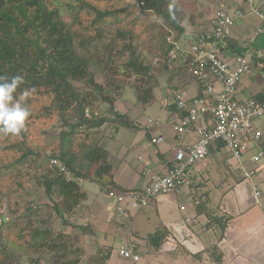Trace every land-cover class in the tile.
I'll use <instances>...</instances> for the list:
<instances>
[{"label":"trees","instance_id":"16d2710c","mask_svg":"<svg viewBox=\"0 0 264 264\" xmlns=\"http://www.w3.org/2000/svg\"><path fill=\"white\" fill-rule=\"evenodd\" d=\"M112 2H114V5H121L114 7L108 4L104 8L98 0L95 2L79 0L77 5L71 6L73 14L70 15L72 18V22H70L62 14L60 0H0V75L9 79L17 75L24 78V83L14 94L15 98H18L25 89H35L26 101L31 116L25 122V128L20 134L23 140L11 135H0L3 142L9 137H15V141L10 140L7 145L0 142V151L3 149L2 151L6 150L19 154L15 162H30L32 159L29 158L34 157L35 160H41V164L45 167V164L50 163V160L57 158L77 178L82 179L84 175L74 166L77 160L76 154L66 147L73 139L83 137L82 142L77 140V148H83L80 152L82 154L85 145H91L84 156L95 167L94 181L97 184L114 188L113 166L109 161L107 149L100 146L106 133H100L99 140H95L96 137L94 138L93 135L109 125H111L109 127H114L116 130L120 127L137 130L138 124L125 113L114 112V104H112L114 95L106 94V87L96 80L95 72L91 70V67L95 66L100 72L107 69L104 60L99 56L100 53L96 51L98 45L102 44L107 54L105 58L109 61L115 50L114 44L116 41L114 37H120L123 43L120 48L121 52H117V56L123 57L125 60L118 70L122 73L135 74L138 79H146L150 83L147 87H134L137 101L141 105L145 106L154 100V87H157L160 83L153 67L147 64L144 57L135 49V34L132 33V30H129V32L123 28L130 19L134 18V16L130 18L128 14L135 12L134 7L136 5L129 4L125 0H112ZM141 2L139 8L141 12L137 14L139 19L140 17L144 19L146 14L153 12L171 28L179 30L180 33L185 32L186 27L182 23L185 17H182L183 13L180 7L176 5L175 0H141ZM89 15L92 16L91 20L89 24H86L84 18ZM118 19H121L124 24H121L114 32L108 29L105 31L107 23H110V21L115 22ZM133 20L136 23V18ZM165 33L164 39L168 42L172 31H166ZM206 33V31H201V35ZM222 44L219 43V47L223 52ZM168 45L170 51L174 44L170 43ZM176 62L180 63L181 57L171 60L168 55L164 66L165 70L173 71L170 74L174 75V71L177 69L176 64L174 65ZM178 71L179 69L176 72ZM80 82H85L95 92H92L90 88L82 91L76 86V83ZM98 99L101 102H108L111 107L102 113L95 111L94 101ZM38 103H41L42 107L37 109L36 105ZM173 106L176 108L175 103ZM51 114L61 116L69 126L67 131L62 132L65 144L58 154L54 152L45 155L41 151L34 153L32 150L24 148L28 134L33 128L30 124L32 119L38 118V116L46 119ZM223 149H226V144L223 141L213 142L210 145L208 158L211 159L212 163L217 158L216 154L223 151ZM44 169L43 185L47 194L53 200L52 209L65 222L66 214L71 213L72 215L75 213L78 206H81V203L86 199L87 194L78 180L67 179L56 168L55 170H51L49 167ZM227 169L230 172L226 170V174L225 170L218 172L222 176L218 186L223 185L224 180H228L230 176L235 181L245 179L239 171L241 176L231 170L230 166ZM47 171L49 172L46 174ZM197 210L198 214L202 213L206 217L208 227H212L218 222L224 228L228 223V220L227 222L221 221L216 211L209 206L207 191L199 194ZM83 229L86 230L87 228L83 227ZM51 231L53 230L50 226L35 228L33 232L27 235H15L14 242L9 239V228H6L2 223L0 224V240H3L10 247L16 245L20 250H23L24 242H30L31 246L47 249L50 253L60 252L62 257L69 256L72 251L69 247L70 236L66 232L53 235ZM11 236H13V233ZM153 237H155V234L150 237V241L149 238L147 239L150 245H152L151 238ZM107 251L99 252L102 259L99 257L96 260L98 264H107L105 260L111 257L113 249L108 247ZM204 253L201 252L197 255L199 258L206 257L219 264L222 262L223 255L219 251L218 244H211ZM33 259L35 264H39L42 258ZM76 263V260L65 261V264Z\"/></svg>","mask_w":264,"mask_h":264},{"label":"crops","instance_id":"0c3cea01","mask_svg":"<svg viewBox=\"0 0 264 264\" xmlns=\"http://www.w3.org/2000/svg\"><path fill=\"white\" fill-rule=\"evenodd\" d=\"M221 3H225L230 6L231 9L242 8L243 10H248L249 7L248 0H222ZM255 3L258 7H264V0H256ZM212 16L208 19V24L210 23L208 30L199 28L197 30L198 33H201V31L208 32L213 30ZM258 23L259 18L256 15L247 14L243 18H238L232 34L221 42L223 43L221 46L225 54L231 56V54L242 53L253 64L262 65L261 68L257 66L253 75L242 79L238 98L255 97L264 100V33L257 37L255 43L247 46V41L254 35V28ZM195 28H197V26L191 23L190 29L186 27L185 32L180 34L190 36L194 34L192 31H196ZM196 36H198V34ZM191 39L193 40V38ZM182 40L183 39H180V45L183 47H188L192 42V40L189 42ZM182 70L185 72L182 73ZM174 79L175 77L169 73L168 76L165 77V84H161L160 81V85L157 87L158 89L161 88V105L166 108L167 111L168 119L166 122L162 123L159 120L160 124L158 126L146 130L144 128L145 119L138 115L141 109L135 112V114H131L130 109H126L122 103L119 104L121 100L119 99L116 101L117 110L122 113L127 112L131 119L138 121L137 124L139 127L137 130L125 127H120L116 130L114 127L109 126L102 128L103 133H106V135L102 138L101 145L108 151L109 161L113 166L114 188L117 190L126 191L144 186L147 183V178L143 174L145 164L152 167L157 172H165L168 168L166 159L173 156L171 148L176 144L182 147L186 146L181 145L180 141L176 140L175 137L173 123L178 121L183 112L180 111L182 113H179L173 106V96L177 91H181L184 96L190 100L200 95L202 89L199 81L189 72L187 60L181 59L180 62V76L176 78V80L180 82V86H171ZM218 87H220V85H218ZM156 89L154 91L155 97ZM262 118L264 117L254 119V124L262 131L261 139L264 137V119L260 121ZM208 119V116H202L199 121L189 127L188 130L197 131L199 128L205 127L208 124ZM159 135L163 136L165 140L161 144H155L152 138ZM261 139L258 143L252 142L251 145L253 144L256 149L261 148L264 150V141H261ZM221 152L216 154L217 158L223 156ZM228 153L229 156L226 162L229 163L230 168L232 167L231 169L239 173V169H237L238 163L232 158L229 151ZM139 156H143L146 160L144 165L140 163ZM262 161L263 158L261 163ZM226 166L227 165L223 163L216 168L215 162L212 163L211 159L207 157L206 160L198 163L191 169L190 175L194 182L188 189H185L180 194L181 211L185 208L184 210L187 211L186 215L184 211H182L180 216L174 217L171 214L169 215L170 206L168 203L170 200L164 202L167 197L166 195H162L156 201H152L150 206L152 208H157L158 217L162 226L160 227V225H157L155 221L153 224L151 223L140 227L144 232L149 227L155 226L156 229L160 227L159 230L148 232L147 236L142 240L134 236L133 227L135 220L138 218L143 208L139 211L132 212V215L123 222L122 217L118 214L117 202L104 193L100 189V184H97L94 179L83 178V189L87 194L81 206L86 217L83 223L84 225L91 224V227L94 228L87 227L84 231L93 233L95 238L102 244L112 246L113 253L107 260V264H134L130 260L123 259L118 253L121 237L128 229L132 231V239L137 242L142 249V262L144 264H219L206 257L199 258L197 255L201 252L204 253L211 244L219 245V251L223 255L220 264H264V206L261 208L262 212L256 211L251 215L252 207L255 204L254 202L252 203V201H254L252 195L253 189L251 185L243 184L246 181L245 179L242 181H235L234 184L230 182L233 180L231 176L229 177L230 180H224L230 186L228 190L224 191V198L226 199L229 197V199H232L235 203V207L232 208L226 203L223 205V212L227 217H232V219L235 218V220L245 217L244 221L247 223L244 228L239 227V225H234L231 218H228L229 223L220 230L221 232L215 231V228L220 225L218 222L214 227H208V222L201 224L200 227L202 226L205 229L202 228L203 231H197L194 227L190 226V223L193 221L194 213L195 217L197 215H203L202 213L198 214L197 205L195 207V202L197 204L199 197L198 191L201 193L207 191L209 196L210 188L208 186H210V184L208 183L214 172L212 168L216 169V173L225 170L226 174V170L230 172L229 169H226ZM258 167L259 166H257V171ZM259 171L264 178V162ZM239 176H241V174ZM209 178V181H205ZM219 183L213 182L212 187L214 189H221L223 185L218 186ZM248 186L251 188L248 189ZM220 189L216 192H222ZM150 213H154L153 209H151L149 214ZM144 215H147L149 218L148 214L145 213ZM153 215L155 216V213ZM203 218L206 219V217ZM206 232L211 235L202 239L203 234ZM154 234L155 237L151 238L152 245H150L147 239L149 238L150 241V237ZM204 254L207 255L206 253Z\"/></svg>","mask_w":264,"mask_h":264},{"label":"rangeland","instance_id":"374dc122","mask_svg":"<svg viewBox=\"0 0 264 264\" xmlns=\"http://www.w3.org/2000/svg\"><path fill=\"white\" fill-rule=\"evenodd\" d=\"M60 1L62 3L60 6L62 10V14H64V16L68 21L72 22V18L70 15L73 14V10L71 9V6L77 5L79 0H60ZM90 1L95 2L97 0H90ZM98 1H100V3L103 4L104 8L107 7L108 4H111L114 7H119L121 5V4L114 5V2H112V0H98ZM125 1L129 4L136 5V7H134L135 12L128 14L130 18L131 17L133 18V16L134 18H136V23L133 20L134 18L130 19L126 24V26L123 28L128 31L132 30V33L135 34L134 37L135 49L142 55V57H144L145 62L153 67L154 72L158 76L159 83L161 81V84H165V77L168 76L169 73L173 72L169 69L165 70L164 68L169 54L168 44H170L171 42H177L181 44L180 39H183L186 42L191 41L192 40L191 38H193L192 42L197 40L201 35V33L200 32L198 33L197 30L199 28L208 30L210 24V23L208 24V19L212 16L213 11L216 8L218 2L219 3L220 1L222 2V0H175L176 5L180 7V10L183 13L182 17L183 16L185 17L182 23L189 29L191 23L197 26V28H195L196 31L191 30L194 34H191L190 36H184L180 34L179 30L173 29L170 26H168V24L165 21L159 19L157 15L153 12H149L148 14H146L145 15L146 18L141 19L142 17H140L139 19L137 17V14L141 12V10L139 9L142 4L141 0H125ZM91 17H92L91 15L87 16L86 18L83 17L85 19L86 24L90 23ZM107 24L108 25H106L107 27H105L106 28L105 31H107L108 29L114 32V30L116 31L121 24H124V22H122L121 19H118L115 22L110 21V23ZM169 29L172 31L171 36L169 37L170 43L169 41L167 42L164 39V37L166 36L165 32L170 31ZM197 34L198 36H196ZM114 38L116 41V43L114 44L115 50L113 52L112 58L109 59L110 62L107 61L105 58V55L107 54L105 49L102 47V44L98 45V50H96L100 53L99 56L101 59L104 60V64L106 65L107 69H105V71L103 72H100V70H98V68H96L95 66L91 67V70L95 72L96 80L100 84H103L106 87L105 89L106 94L110 93L114 95L112 97L114 99L112 103L114 104V108H113L114 112L115 113L116 111L119 112L117 110L115 102L121 99L122 101L120 100L119 104L122 103V105H124L126 109H130L131 114H135V112H138L141 109L138 112V115L141 118L145 119L144 128L146 130L150 129L147 128L146 126L148 117L154 120L158 119L162 123L166 122L168 117H167L166 108H164L161 105V95H160L161 88L160 89L157 88L159 87L160 84L157 87L156 86L154 87V91L156 88L157 89H156V97L153 101H151L149 104H146L145 106L138 103L136 97V91L134 87L135 86L147 87L150 83L147 82L146 79H142V78L138 79V76H136L135 74H127L126 72L122 73V71L118 70L120 66L124 64V60H125L123 57L117 56V52H121L120 48L123 42L120 39V37H114ZM175 64L177 69L174 71L173 77H175V79L172 81L171 86L174 85L180 86V82L176 80V78L180 76V63L176 62L174 63V65ZM178 69L179 71L176 72ZM184 72L185 71L182 70V73ZM215 85L218 86L219 84L216 82ZM76 86L82 91L90 88L92 92H95L85 82L76 83ZM40 104L41 103H38L36 105L37 109L42 107ZM110 107L111 105L108 102H104V101L101 102L99 99L94 101L95 111L102 113L104 110H107ZM125 114L128 115L127 112ZM68 119L70 118L68 117ZM263 119L264 118H262L260 121H263ZM133 121L136 124L138 123V121L136 120ZM30 124L33 128L31 129V132L28 134V139L27 141H25L24 148L30 149L34 153L36 152L39 153L41 151L45 155H49L54 152L58 154L61 147L65 144L62 138V132L67 131L69 128L67 123H65L64 119L59 115L51 114L49 115V118L46 119L45 118L42 119L39 116L38 118H33ZM102 132L103 131L96 132L95 135H93L94 138L96 137L95 140H99L101 135L100 133ZM15 137H19L21 138V140H23V137L21 135ZM15 137H9L4 142L0 139V142L4 145H7L10 140L15 141ZM82 138L83 137L73 139L67 145L66 148H69L74 154H76L77 160L74 166L76 167L75 169H77L79 172H81L84 175L83 178L94 179L95 167L84 156L85 152L89 150V148H91V145H85V149L82 154L80 152H82L83 148L82 149L77 148V140L79 142H82L83 141ZM182 139H180L181 145L193 146L198 141V133L197 131L188 130L187 128L183 134ZM262 140L264 141V137L261 139V141ZM100 146L103 147L101 144ZM226 149H223V151L225 152H221V154L223 153V156H221V158L215 159L216 168H218L223 163L227 165L226 169L229 167V163L226 162L227 158H225V156L227 157L229 156V153ZM2 150L0 151V224L4 223L5 227L9 228L10 230L9 239L15 242V235L17 234L27 235L28 233L33 232L35 228H46L50 226L51 229L53 230L51 231L53 235L59 232H66V234L70 236L69 247H71L72 251L69 253V256L62 257V253L60 252L50 253L47 251V249L31 246L30 242H24L23 243L24 248L23 250L22 249L20 250L18 246L16 247L15 245L16 248L11 246L12 247L11 248L3 240H0V264H35L33 258H38V257L42 258L39 264H65V261L67 260H76L77 261L76 264H98L96 260L99 257L101 258V254H99V252L100 253L108 252L107 246L111 248L112 246L107 244H102L97 238H95L93 233L84 231L83 227L92 228L91 224L84 225L83 223V220L86 217L84 214V210L81 209V206L83 205V202L85 200L81 203V206H78V209L75 213H73L72 215L71 213L66 214L67 219L65 218L66 221L64 222L62 218L57 216L56 211L52 209L53 200H51L50 196L47 194L45 187L43 185V176H44L43 172L45 171L44 168L49 167L51 170H55L56 168L54 165L51 164V161L50 163L45 164V167L44 165L41 164V160H35L34 157L29 158L32 159V161L30 162H26V161L21 163L15 162L16 159L19 157V154L15 152H8L6 150L5 151ZM256 151L257 149L252 144L249 149V152L247 153V156L256 153ZM263 162H264V157L262 163L260 161L257 164V166H259L257 171L258 174L253 177V180L245 179L246 181L243 184H248L251 185V187H253L252 184L255 183L260 187L262 191H264V178L259 173L260 167L263 165ZM215 170H216L215 168H212V171H214L212 176L213 178L211 177V180L206 179L207 181L210 180L208 183L210 184V186H208L210 188L209 206L217 212V215L220 217L219 219L221 221L224 220L225 222H227L228 218H231V221L233 220L234 225H239V227L244 228V226L247 223L244 221L245 217L235 220V218L232 219V217H227L226 215H224L223 212L224 203L228 204L232 208L235 207V203L233 202L232 199H229V197L226 199L224 198V191L230 188V186L226 181H224L221 189L220 188L214 189L212 187L213 182L219 183L222 178V176L219 173H216ZM231 170L234 171V169ZM48 172L49 171H47L46 174ZM82 179H79L78 181L83 187L82 184L83 181H80ZM232 181L230 182L234 184L235 179L233 178ZM251 187L248 186V189ZM218 189H220L222 192H216ZM198 193L200 194L201 192L198 191ZM160 196L162 195H158L152 198L150 203L145 207H143V210L139 213L138 218L135 220L133 227L134 236H136L141 240L145 236H147L148 232L150 233V231L152 232L154 230H159V228L162 226L158 217L157 208L156 207L152 208L150 206L152 201H156ZM166 196H165L166 200L164 202L166 201L168 202L170 200V202L168 203L170 206L169 215L171 214L174 217L180 216L182 211H184L186 215L187 211L184 210L185 208H183V210L181 211L180 195L170 194ZM253 202L254 201H252V203ZM196 205L197 204L195 202V207ZM252 208L253 209L251 211V215L254 214L253 212L256 211L262 212L261 209L262 206L260 205L254 204ZM151 209H153L155 216L153 215L154 213L149 214ZM145 213L149 215V218L147 215H144ZM194 214H193V221L190 223V226L194 227L197 231L200 230L203 231L202 230L203 227L202 226L200 227V225L204 224L205 222L207 223V220L203 218L205 216L197 215L195 217ZM155 221L157 222V225H160V227L157 226L158 229H156L155 226L149 227L148 229H146L145 232L140 229V227L146 226L147 224H151V223L153 224V222ZM221 229L222 226L219 225L218 227L215 228V231L221 232L220 231ZM12 233L13 236H11ZM209 235L211 234L208 232L204 233L202 239H205L206 236L209 237ZM132 236L133 234L131 231V238ZM105 261L107 262V260Z\"/></svg>","mask_w":264,"mask_h":264},{"label":"built area","instance_id":"2783aa9c","mask_svg":"<svg viewBox=\"0 0 264 264\" xmlns=\"http://www.w3.org/2000/svg\"><path fill=\"white\" fill-rule=\"evenodd\" d=\"M255 2L256 0H248V10L231 9L220 2L212 16L213 30L199 36L188 47L171 42L174 46L169 51V57L171 60L180 57L187 60L189 72L199 81L202 89L200 95L190 100L181 91L174 94L173 103L177 111L183 112L178 121L173 123L176 140L180 141L186 129L197 123L204 115L209 118L208 124L197 130L198 141L193 146L182 147L176 144L171 148L173 156L166 159L168 168L165 172L155 171L145 164L143 156H139L140 163L145 164L143 174L147 178V183L144 186L119 191L100 185V189L117 202L118 214L123 222L132 215V212L148 205L152 198L158 195H180L188 189L194 182L190 175L191 169L206 160L213 142L223 141L226 144L232 158L238 163L237 169L245 179L253 180L257 174V164L264 157V150L257 148L256 153L250 156H247V153L251 143H258L262 137V131L256 127L254 119L264 117V100L255 97L238 98V93L242 79L253 75L257 66L261 68L262 65L253 64L242 53L229 56L219 47V43L232 34L236 20L247 14L259 18L254 35L247 41V46L255 43L257 37L264 33V7H258ZM216 82L220 87L215 85ZM159 124V120L147 118V128ZM164 140L161 135L152 138L155 144H161ZM50 161L69 180L81 179L59 159L53 158ZM252 185L254 203L264 206V191L255 183ZM118 253L123 259L134 264H144L142 249L131 238L130 229L122 235Z\"/></svg>","mask_w":264,"mask_h":264},{"label":"clouds","instance_id":"9594fccd","mask_svg":"<svg viewBox=\"0 0 264 264\" xmlns=\"http://www.w3.org/2000/svg\"><path fill=\"white\" fill-rule=\"evenodd\" d=\"M23 83L24 78L20 75L10 79L0 75V135L19 136L31 116L26 101L35 89H25L18 98L14 97Z\"/></svg>","mask_w":264,"mask_h":264}]
</instances>
